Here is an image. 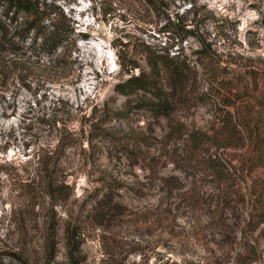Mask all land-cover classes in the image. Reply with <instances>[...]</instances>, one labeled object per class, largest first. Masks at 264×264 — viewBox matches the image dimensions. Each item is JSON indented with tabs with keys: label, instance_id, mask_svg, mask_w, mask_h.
Here are the masks:
<instances>
[{
	"label": "rangeland",
	"instance_id": "rangeland-1",
	"mask_svg": "<svg viewBox=\"0 0 264 264\" xmlns=\"http://www.w3.org/2000/svg\"><path fill=\"white\" fill-rule=\"evenodd\" d=\"M154 1L155 13L127 0L57 1L80 32L68 74H50L44 55L31 58L29 72L0 79V264H69L73 224L77 264H240L242 255L244 264H264V153L248 172L255 136L220 99L228 82L246 80L251 97L236 103L238 114L262 137L264 0ZM153 54L175 55L173 66L190 61L176 105L177 76ZM149 59L174 101L167 115L114 92L131 71L149 73ZM91 116L101 118L89 150ZM61 120L76 143L59 141ZM175 123L181 133H230V147L209 149L224 158L230 181L217 187L209 169L186 159ZM50 184L68 187L52 196Z\"/></svg>",
	"mask_w": 264,
	"mask_h": 264
},
{
	"label": "trees",
	"instance_id": "trees-1",
	"mask_svg": "<svg viewBox=\"0 0 264 264\" xmlns=\"http://www.w3.org/2000/svg\"><path fill=\"white\" fill-rule=\"evenodd\" d=\"M59 0H0V79L7 77L8 73L13 70L18 72H29L32 63V57H37V60L41 56L48 57V68L50 74H68L71 68V55L72 50L76 43L77 32L74 28V21L68 16L66 11L56 3ZM96 1V0H91ZM138 2L143 13H155L156 2L154 0H127L129 5H135ZM76 33V34H75ZM82 33V32H81ZM80 35V34H78ZM28 55L26 56L25 54ZM147 57H150V52L146 53ZM152 56V55H151ZM154 60H160L169 62V65L165 67L166 74H176V81L180 84V90L175 88V105L178 102L179 96L182 94L183 84L185 82V70L189 69L188 59L183 56L181 60L175 61L173 66L175 55H161L153 54ZM37 62V61H36ZM130 70L138 68L139 66L135 62H130ZM149 73L144 70H140L138 73H132L122 81L114 85V92L116 95L131 96L138 95L139 102L146 103L140 104L139 107L147 106L148 109L154 111L156 114L167 115L170 111L174 101L170 100V94L158 85L156 81V74H160V68L157 66L156 61L148 60ZM129 70V71H130ZM250 71V74H253ZM151 74V75H147ZM240 83V88H238ZM227 93L229 97L220 93V99L223 102L231 103L235 105V116L238 117L239 122L249 131V138L256 142V154L254 159L250 160L248 172L254 167L260 166L263 163L264 153V131L262 137H258L259 134L256 130H252L251 126L246 122V119L241 120L238 114V107L236 103L242 102L241 105L246 103L243 99L251 97L250 90L246 80H239L237 83H227ZM149 94V98L147 97ZM261 103L264 105V94L261 95ZM104 116L108 115V109L105 107L102 109ZM118 110L112 112L113 115H119ZM91 116V123L87 130V147L89 150L94 148L92 143L93 137L97 134H93V130H97L99 124L97 123L101 117ZM57 121V120H56ZM56 121L54 125H56ZM59 121V120H58ZM245 121V122H244ZM61 133L59 141L69 146L76 143L79 140V134L73 129H70L67 125V120H61ZM175 123V136L184 135L185 138V154L186 159L189 162H193L194 166H203L205 169H209L211 174L217 182V187L224 183L225 180L230 181L232 174L227 172L228 167L225 164L224 158L213 155L209 152L211 147L224 148L230 147V140L232 139L230 133H225L226 129L220 130L221 134L215 133L208 134L207 132H200L198 130H192L190 132L181 133V128ZM171 132L174 131V125L170 128ZM103 139H106L109 135L107 129L102 128ZM186 133V134H185ZM85 131L82 127L80 137H86ZM182 137V136H180ZM206 147V148H204ZM229 164H231L229 160ZM234 167V166H233ZM236 170V169H235ZM168 181V179H165ZM170 183V180L168 181ZM173 183V182H172ZM115 185H119L116 183ZM68 185L54 187L52 184L48 185L47 193L52 196L57 194L61 195L63 188ZM101 201L102 209L106 207ZM108 205V204H107ZM76 224L67 225L66 227V246L68 248L69 264L76 263V253L80 242L79 237L76 236ZM55 249V243L52 236H49L46 243L47 257L51 258ZM243 256V255H242ZM239 256L238 262L244 264V257Z\"/></svg>",
	"mask_w": 264,
	"mask_h": 264
}]
</instances>
